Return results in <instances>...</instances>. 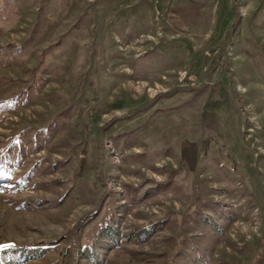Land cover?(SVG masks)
<instances>
[{"label": "rangeland", "instance_id": "obj_1", "mask_svg": "<svg viewBox=\"0 0 264 264\" xmlns=\"http://www.w3.org/2000/svg\"><path fill=\"white\" fill-rule=\"evenodd\" d=\"M0 264H264V0H0Z\"/></svg>", "mask_w": 264, "mask_h": 264}, {"label": "snow or ice", "instance_id": "obj_2", "mask_svg": "<svg viewBox=\"0 0 264 264\" xmlns=\"http://www.w3.org/2000/svg\"><path fill=\"white\" fill-rule=\"evenodd\" d=\"M0 174H2V173H0ZM5 247H7V245H0V250H2Z\"/></svg>", "mask_w": 264, "mask_h": 264}, {"label": "trees", "instance_id": "obj_3", "mask_svg": "<svg viewBox=\"0 0 264 264\" xmlns=\"http://www.w3.org/2000/svg\"><path fill=\"white\" fill-rule=\"evenodd\" d=\"M233 1H234V4H236L238 0H233Z\"/></svg>", "mask_w": 264, "mask_h": 264}]
</instances>
